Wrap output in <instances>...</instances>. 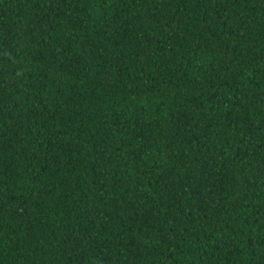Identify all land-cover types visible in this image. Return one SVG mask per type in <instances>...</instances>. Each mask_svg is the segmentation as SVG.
Listing matches in <instances>:
<instances>
[{
	"label": "trees",
	"instance_id": "1",
	"mask_svg": "<svg viewBox=\"0 0 264 264\" xmlns=\"http://www.w3.org/2000/svg\"><path fill=\"white\" fill-rule=\"evenodd\" d=\"M0 264H264V0H0Z\"/></svg>",
	"mask_w": 264,
	"mask_h": 264
}]
</instances>
